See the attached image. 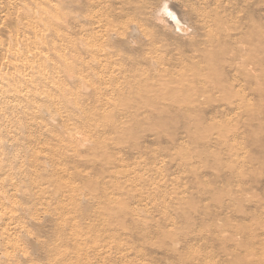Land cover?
<instances>
[{"label": "bare ground", "instance_id": "6f19581e", "mask_svg": "<svg viewBox=\"0 0 264 264\" xmlns=\"http://www.w3.org/2000/svg\"><path fill=\"white\" fill-rule=\"evenodd\" d=\"M186 1L0 0V264H260L264 0Z\"/></svg>", "mask_w": 264, "mask_h": 264}, {"label": "rangeland", "instance_id": "374dc122", "mask_svg": "<svg viewBox=\"0 0 264 264\" xmlns=\"http://www.w3.org/2000/svg\"><path fill=\"white\" fill-rule=\"evenodd\" d=\"M163 1H164V0H163ZM178 1H179V3H180L181 5H182V3H184V2L187 3L186 0H183V1L178 0ZM193 1H194V2H193ZM201 1H202V0H201ZM201 1L199 2V1L192 0V2H191V0H188L189 3H190V2L193 3V4L195 3L196 5H197V4H198V5L200 4V6L202 5V2H201ZM223 1H224V0H223ZM225 1H226V3H227L228 1L233 2L234 0H225ZM240 1H244V0H240ZM247 1L254 2V4H255L257 7H258V5H257L258 3L260 4L259 6H261V5L263 4V1H262V0H259L260 2H257L256 0H247ZM255 1H256V2H255ZM152 2H153V3H154V2H158V3L161 4L162 0H161V1H160V0H154V1L152 0ZM152 2H151V3H152ZM170 2H171V0H170ZM235 2H238V0L235 1ZM261 2H262V3H261ZM155 4H156V3H155ZM155 4H154V5H155ZM198 5H197V6H198ZM203 6H204V3H203ZM258 14H259V17H258ZM258 14H257V12H256V14L254 13L255 17H257V18H263V17H264V12H263V11H260V13L258 12ZM256 15H257V16H256ZM261 21H262V23H263V22H264V19H262ZM237 88H239V87H237ZM249 95H250V94H249ZM250 96H252V95H250ZM252 97H253V98H254V97L256 98L255 95H253ZM252 97H250V98H252ZM256 99H258V98H256ZM254 100H255V99H254ZM254 100H253V101H254ZM256 101H257V100H256ZM263 104H264V103H263ZM261 106L264 107V105H261ZM205 113H206V112H205ZM212 113H213L214 115H211ZM212 113H211V112H207L206 114H207V116L212 117V118H215L216 116H217V118H220V113L218 114L217 111L212 112ZM231 114H232V113H231ZM262 114H263V113H262ZM262 114H261V115H262ZM215 115H216V116H215ZM222 116H223V115H222ZM222 116H221V118H222ZM224 117L226 118V117H228V115H226V116L224 115L223 118H224ZM229 117H230V115H229ZM144 128H145V129L147 128V131H146V130H145V131L148 133L149 130H150V127H148V126L146 127V126H145ZM263 128H264V127H263ZM148 129H149V130H148ZM259 130H260V131H259ZM259 130H258V131H259L260 133L258 132V136H261V137H263V139H264V130H263L262 128L259 129ZM139 131H141V130H139ZM139 131H137V132L139 133ZM145 131L142 130V131L140 132L139 135H141V134L143 135V132L145 133ZM254 132H256V134H257V131H254ZM138 133H136V134L138 135ZM164 140H165V139H164L163 137H160V139L158 138L156 141L148 140L147 144H149V146H155V147H157V148H158V145H162V146L164 145V146H166V144H167V146H168V143L165 142ZM151 141H152V142H151ZM262 141H263L262 143H261V141L259 142V143H261V145L254 144L255 146H253V144H250V142H249L250 145H247L248 142L246 143V150H247L249 153L251 152V153L254 154V155L257 154V155H255V156L253 155V156H254L255 158H257V159L260 158V156H264V145H263V144H264V140H262ZM149 142H151V144H150ZM158 142H159V143H158ZM161 142H162V143H161ZM155 144H156L157 146H156ZM247 147H248V148H247ZM257 147H259V148H257ZM261 147H262L263 150L261 149ZM262 152H263V153H262ZM261 154H262V155H261ZM258 155H259V156H258ZM124 156H125V158H127V157L129 158V157H130V158H131V161H132V159L135 158L134 156H127L126 154H125ZM128 158H127V160H130V159H128ZM254 163H256V162L254 161ZM155 164H158V162H155ZM69 165H70V164H69ZM71 165H73V164H71ZM256 165H257V166L260 165V166H258L259 169H260L261 166H264L263 163L255 164V166H256ZM225 166L227 167V165H221V166H219V167H218V170H222V169H223V170H224V169L226 170V167H225ZM255 166H254V167H255ZM257 166H256V169L258 168ZM221 167H222V168H221ZM223 167H225V168H223ZM263 168H264V167H262L260 170L258 169V170H256V171L254 170L255 168H254V169H251V171H252V170L255 171V173H254V171H253V175H254V174H255V175L253 176L254 178H253L252 180H251V178H252V176H251L252 172H250V175H248L249 173L247 174V175H248V177H247L248 179L246 178L245 180H246V181L248 180L247 184L249 185V187H251L252 185H254V183L257 181V177H256V176H257V175L261 176L262 173H263V175H262L263 177L261 176V177H260L261 179L259 180V176H258V181H257V182H258V183L260 182L261 184L263 183L262 185H264V169H263ZM227 169H228V168H227ZM225 170H224V171H225ZM226 171H227V170H226ZM257 172L260 173V174H258ZM256 174H257V175H256ZM208 176H209V178H210V175H207L206 177H208ZM250 176H251V177H250ZM211 177H212V176H211ZM235 177H236V176L233 175V177H229L230 180L226 178L225 180L223 179V181L220 180V181H217L216 183L214 182L211 186L214 185V187H215V184H216V187H217V188L221 187L222 189L224 188V186H225V188H226V186H227V188H226V190H227L229 186L231 187L230 183L232 184V186L234 185L235 182H236L235 184H237L238 181L240 182V184H243V185L246 184V182H244L245 180H240V178H238V177H236V178H237V179H236ZM232 178H233V180H232ZM255 178H256V179H255ZM262 178H263V180H262ZM226 180H227V181H226ZM234 180H235V181H234ZM250 180H251V181H250ZM242 181H243V182H242ZM249 181H250V182H249ZM252 181H253L254 183H253ZM262 181H263V182H262ZM233 182H234V183H233ZM239 182H238V183H239ZM251 182H252L253 184H252ZM250 183H251V184H250ZM260 183H259V184H260ZM247 184H246V185H247ZM255 184H257V183H255ZM259 184H257V185H259ZM261 184H260V185H261ZM250 185H251V186H250ZM218 186H219V187H218ZM244 186H245V185H244ZM214 187H212V188H214ZM221 188H219V189H220L219 193H221V191H222V192H224V191L226 192L225 188H224V191L221 190ZM229 189H230V188H229ZM253 191H254V190H253ZM262 191H263V192H262ZM262 191H261V192H260V191H256V192L254 191V192L256 193V196H257V197H258L259 195H261V196H259V199H260V200L258 199V200L260 201L259 204H261V201L264 200V198H263V197H264V196H263V195H264V190H262ZM257 192L259 193L258 195H257ZM248 193H249L248 195H250V194H251V191H249ZM262 193H263V194H262ZM193 196H194V197H192V199L194 198V199H195L194 201L200 199V195H198V194H197V195L194 194ZM262 196H263V197H262ZM197 198H199V199H197ZM201 199H202V200H201ZM201 199H200L198 202H202V201H207V202H209V201H210V203H211V201H212V200H210V198H209V199H208V198L203 199V198L201 197ZM261 199H262V200H261ZM208 200H209V201H208ZM196 202H197V201H196ZM212 202H213V201H212ZM263 202H264V201H263ZM263 202H262V203H263ZM240 204L242 205V207L239 206V207L241 208V210H242V208H243V209H244L246 212H248V213H251V214L255 213L254 210H253V209H254L253 206H250V205H248V204H244V203H240ZM240 204H238V205H240ZM263 204H264V203H263ZM133 205H135V206L138 205V206H139L140 204L137 203V202H135V203H133ZM141 205H142V204H141ZM141 205H140V207H144V206H141ZM238 205L236 204V205L233 206L232 208H235V207L238 208V207H237ZM248 206H249V207H248ZM248 208H249V210L252 208L251 211H248V210H247ZM230 209H231V208H230ZM230 209L225 210L226 212H228V215H226V216H230V215H232V214L229 213V211H230L231 213H233L234 210H235V209H233V212H232V209H231V210H230ZM238 209H239V208H238ZM252 210H253V211H252ZM226 212H225V213L222 212V213H224V214H222V213H221V214H222V215H225V214H227ZM258 212H259L260 214H259ZM258 212H257V214L255 213V216H256V219H258V218L260 217L259 219H260V221H262V222H260V224H259V221L257 222L255 218H253V219H255V220H253V219H249V221H248V219H247V221H245V222H247V223H251V224L253 223V224H252V225H253V228L256 227V226H254V225L259 224L260 226L257 225V227H259L260 231L263 229L262 232H261V233H262L261 237H263V236H264V234H263V233H264V227H263V228H260V227H261L262 223L264 222V220H263V219H264V212H262V211H258ZM261 213H262L263 215H262ZM222 215H221V216H222ZM212 216H217V217H216L217 220H218V218L220 217L219 213H218V214H213V215H211V216H208V218H209V219L207 220V224H208V225H211L210 221L214 218V217H212ZM218 216H219V217H218ZM226 216H225V217H226ZM255 216H254V217H255ZM257 216H258V217H257ZM261 216H262V217H261ZM220 218H222V217H220ZM261 218H262V220H261ZM259 219H258V220H259ZM217 220H216V221H217ZM250 220H253L254 222H253V221H250ZM177 221H179V223L177 222L179 228L181 227V230L184 228L183 231H185V229H186V231H189V233H190V232H193V231L198 233V232H200L199 229H201V228L204 229L203 226H199L198 224H197L196 226H194V225H190V228H189V226L187 227V224L185 223L184 220H181V221H180V220L177 219ZM216 221H215V218H214L211 222L213 223V222H216ZM255 222H257V223L255 224ZM177 224H176V225H177ZM178 226H177V227H178ZM185 226H186V227H185ZM197 226H199V227H197ZM262 226H264V223H263ZM182 227H183V228H182ZM191 227H192V228H191ZM202 229H201V230H202ZM194 232H193V233H194ZM153 234H154V235H153ZM153 234H152L151 237H152L153 239H154V238L157 239L156 237H158V236H156L155 233H153ZM261 237H260V240L262 239ZM263 238H264V237H263ZM155 239H154V240H155ZM263 240H264V239H263ZM263 240L260 241V242H263V244H260V246H261V245H264V241H263ZM199 242H200V243H199ZM199 242H198V243H197L196 241H195V242H191L190 244H188V245H184V246H182V244H179V243H176V244L169 243V244L166 245V247H167V248H166V251H165V249H164L165 254H164V253H162V254L158 253V256H160V255H164V256H166V257H169V256H170L171 258H167V259H170V261H172V262L169 263L170 261L168 260V261L156 262L155 264H173V263H175V264H184L183 262H181V260L179 261V262H180V263H179V262H177L175 259H173V257H172V253H170V252H171L170 250L173 249L175 246H176V247L178 246V248L180 249V252L183 253L184 255L186 254L187 256L190 255V254L192 255V254H198V253H202V254H204V251H203L202 247L200 246L203 242H202V241H199ZM256 244L259 245V241H258V243L256 242L255 245H256ZM253 245H254V244H253ZM253 245H252V246H253ZM257 245H256V246H257ZM173 246H174V247H173ZM199 246H200V247H199ZM214 246H215V248L212 249ZM214 246H212V248H211V247H208V248H209V249L211 248L210 250H213V251H215V252H217V253L215 254V256L212 257V259H211V258H206V263H205V264H209V263H210V264H230V260H231V258H233L232 255H231V256L228 255V257H227V254H224V252H225V251H224V248H223L224 246L222 247V245H220V244H219L220 247L218 246V244H214ZM252 246H251V247H252ZM256 246H253V247L255 248ZM253 247H252V248H253ZM257 247H258V246H257ZM257 247H256V248H257ZM208 248H205V251H209ZM219 248H220L221 250H220ZM252 248H251V249H252ZM169 249H170V250H169ZM218 250H219V251H218ZM222 250H223V251H222ZM255 250H256V249H255ZM255 250H254V251H255ZM167 251H168V252H167ZM196 251H197V252H196ZM199 251H200V252H199ZM201 251H202V252H201ZM193 252H194V253H193ZM168 253H170V254H168ZM187 253H188V254H187ZM151 254L154 255V254H156V253L153 252V253H151ZM183 254H182V255H183ZM248 256H249V255H248ZM250 256H251V258L253 257L252 255H250ZM250 256H249V257H250ZM256 257H258V256H256ZM259 257H261V256H259ZM259 257H258V258H259ZM262 257H263L262 259H259L260 264H264V262H263V261H264V256H262ZM213 258H214V259H213ZM226 258H227V260H226ZM228 258H229V259H228ZM254 258H255V257H254ZM258 258H255V259L257 260ZM171 259H172V260H171ZM209 259H210V260H209ZM216 259H217V260H216ZM245 259H246V257H245ZM255 259H254V260H255ZM175 261H176V262H175ZM261 261H262V262H261ZM119 263H121V261H120ZM256 264H258V262H257Z\"/></svg>", "mask_w": 264, "mask_h": 264}]
</instances>
